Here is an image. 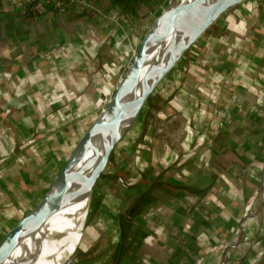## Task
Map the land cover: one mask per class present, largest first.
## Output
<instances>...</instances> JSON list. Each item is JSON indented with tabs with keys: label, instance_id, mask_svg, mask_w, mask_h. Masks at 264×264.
Here are the masks:
<instances>
[{
	"label": "trees",
	"instance_id": "trees-1",
	"mask_svg": "<svg viewBox=\"0 0 264 264\" xmlns=\"http://www.w3.org/2000/svg\"><path fill=\"white\" fill-rule=\"evenodd\" d=\"M96 16L92 14L90 18L92 23L87 36L89 44L80 52L92 59L85 68L76 69L78 72L74 73L81 83L78 91L89 101L96 95L93 93L94 89L100 93V85L105 79V73L100 68L101 61L96 55L97 44L107 40V35L113 36L110 31L114 26L109 21L95 23L93 20ZM239 26L244 28V33L230 31L225 34L211 45L204 55L203 65L192 69L184 78L180 90L187 93L186 99L193 106L189 108L186 106L188 103L175 101L178 103L176 105H185L190 114L191 129L195 131L191 137L197 136L195 143L198 141L205 144L201 149L195 147L189 161L195 166V179H164L166 171L171 170L169 157L174 152L170 148L155 145L148 154L150 174L143 178L146 174L139 173L138 184L133 185L136 188L147 184V189L128 201L125 214L128 222L131 216H135L140 224L145 226L150 223L152 229L159 230L162 226L154 224L158 214L164 209L162 206L152 209L149 207L150 203L156 198L162 203L164 198L178 194H182L177 200L180 201L178 204L186 208H197V211L204 212L208 217L217 216L222 222L239 218L245 193L259 181V175L250 168L249 161L256 153L264 151V142L261 140L264 135V0H260L253 11L239 22ZM129 33L136 38L132 27ZM121 37L118 40L114 38L111 45L117 56L123 59L128 55V49L121 45ZM42 61L44 66L22 75L0 72V168L6 162L7 148L19 138V133H24L25 139L34 138L38 143L41 136L39 133L46 132L43 129L57 131L63 127L67 130L74 125L72 120L74 113H78L75 108L77 101L71 103L73 111L75 108L77 112L63 113L55 90L46 89L51 73L58 69L71 74L73 70L74 56L69 50L68 42L56 45ZM115 62L119 63L118 60ZM103 67L106 71L104 64ZM17 94L20 97L18 101ZM32 109L36 116L44 118L45 123L39 121L30 130L31 123L25 113ZM33 117L35 121L36 118ZM69 134L67 132L64 135L69 136L67 142L72 143L76 135ZM62 146L58 141V151H63ZM50 155L52 150L49 146H30L27 151L10 160L11 171L14 173L15 170L18 175L17 184L11 185V196L14 187L18 185V188L21 186L29 189V181L46 169ZM227 167L230 171L224 175L231 183L229 189L225 179L217 175ZM216 181H220L222 187H218ZM22 197L20 194L19 198ZM4 199V195L0 194V200ZM208 225L210 233L227 237V229L218 230L219 233L212 224ZM127 227L130 228V223ZM219 239L217 235L212 236L213 242H218ZM263 246L264 237L255 243L254 252H264ZM257 247L260 249L255 251ZM210 248L209 244L203 246L195 264L205 262Z\"/></svg>",
	"mask_w": 264,
	"mask_h": 264
},
{
	"label": "crops",
	"instance_id": "crops-1",
	"mask_svg": "<svg viewBox=\"0 0 264 264\" xmlns=\"http://www.w3.org/2000/svg\"><path fill=\"white\" fill-rule=\"evenodd\" d=\"M259 2L260 0H251L244 10H241V12L232 18L231 22L223 29V32H226V28L231 25L232 28L230 27L231 29L229 28L227 32L236 31L244 33V28H240L239 22H241L249 12L253 11L256 4ZM155 5L156 3L154 0H0V72H4L7 75H22L25 72L36 71L38 67L44 66L42 60H44L48 51L64 41L68 42L69 50L74 58L81 56L90 61V57L82 55L80 52L89 44L87 36L89 34L88 30L90 29V23H92V20H90L92 14L97 15L96 19L93 20L95 23H97V21H109L118 26V24L126 22V26H131L133 28L136 38L132 37L135 39L136 44H138L140 37L137 39L139 34L136 27L139 26V23L136 24L134 22L135 18L130 19L129 17H132L131 13L134 11L150 10L151 8L156 9ZM123 40V37H121V45L125 46V43L122 42ZM125 48L127 49V47ZM187 58H191V55H188ZM182 61H184V58L181 59V62ZM74 64H72V66H74ZM76 66H78V68L73 67L71 74H65L63 70L59 71L58 69L51 73L46 89L55 90V88L52 87L55 81H58L64 86L67 85L70 88H74L75 81H78L74 74L75 72L77 74L78 70L75 69H83L81 68L83 67L81 64H77ZM60 76H63L64 79L56 80V78ZM179 82L180 79L176 78L171 84L178 85ZM78 83H80V81H78ZM18 98L20 97H16L17 101L19 100ZM25 115L29 118L31 123L32 128L30 127V130H32L33 126L39 121L45 123L44 118L41 119L38 115L36 116L33 109L31 111L27 110ZM33 116L37 119V121L35 119L36 122L33 120ZM262 125L264 126V120ZM67 132L71 135H77L75 139L82 134L79 132L78 124H74L67 130L62 127L52 133H39L41 134L39 142L32 146L34 148H40L46 145L51 148L52 155H50L49 164L46 169L40 174L35 175V177L29 181V189H25L21 186L18 188V185L14 187L12 196L10 194L11 185L17 184L18 175L15 170L14 173L11 171L10 160L13 158L15 159L17 156L27 151L30 146L25 145L18 147L21 143L20 141H22L25 136L24 133H19V138L12 142L7 148L6 162H4V160V164H2L0 168V194H3L5 197L3 201L0 200V237L14 226L23 215L27 207L47 182L54 167L59 163L63 154L75 141L74 140L72 143L67 142L64 135ZM52 135L53 138H51ZM261 140L264 142V135H262ZM58 141L63 145V151L61 152L58 151L56 147ZM263 156L264 151L258 152L249 161L250 168L259 175V181L253 188L250 187L245 193L241 214L237 220L222 222L217 216L208 217L204 212L197 211V208L191 209L181 206L178 204L180 201L177 200L181 198L182 194H178L175 197H166L162 203L157 198L150 203L149 207L152 209L159 206H162L164 209L158 214L157 222L154 224L162 226L158 228L159 230L152 229L150 223L145 224V226L140 224L135 216H131L128 222L125 219L126 212L122 220L119 215L115 218L110 217L101 228H98V236L101 232L102 236L106 237L103 250L110 251L111 245L115 243L113 248L114 257L111 264H113L119 247L120 255L117 264H195L197 257L202 253L203 246L209 244L211 248L206 254L207 258L205 261H207L210 254L227 242L232 236L231 227L246 216V211H244L245 207L249 206L251 202L255 203L257 200L260 193L259 187L264 163L258 166L256 162L261 161ZM228 167L218 172L217 175L225 179V184L229 189L231 183L228 182L224 175L225 172L228 173L230 171ZM243 173L244 169L242 171V174ZM164 179L176 181L175 179H171V175L166 176V173ZM135 184H138V181L132 184L131 191L132 193L135 192V195L129 197V201L132 198L134 199L140 191L147 189V184H141L136 188L133 187ZM216 185L222 187L220 181H216ZM258 189L259 191L256 193ZM20 194L23 196L22 198H19ZM119 201L121 202L120 209H122V206L124 207V204L125 207L128 204V201ZM254 203H252V208ZM255 217L253 219H256ZM257 221L253 222V224H244L243 226L245 228L242 227L240 231L243 233V237L248 231H251L254 240L236 264H264L263 250L258 254L253 250L255 243L264 237V234L257 239L255 238L256 236H254ZM128 223H130V228L127 227ZM208 223L212 224L219 233L220 231L218 230L227 229L229 231L227 237L223 238L220 234L210 233V231H208L210 228ZM135 227L138 229H135ZM249 227H251L250 230ZM213 235H217V238H220L218 242L212 241ZM241 242L239 240V242L236 241L235 244L238 245ZM259 249L260 247L255 248V251ZM203 264H205V262Z\"/></svg>",
	"mask_w": 264,
	"mask_h": 264
},
{
	"label": "rangeland",
	"instance_id": "rangeland-1",
	"mask_svg": "<svg viewBox=\"0 0 264 264\" xmlns=\"http://www.w3.org/2000/svg\"><path fill=\"white\" fill-rule=\"evenodd\" d=\"M154 1L156 3V9L151 8L150 10L134 11L131 13L132 17H129L130 19L135 18L134 22L136 24L139 23V26L136 27L137 32L140 35L139 37H141V34L147 30L151 20L160 13L168 0ZM250 1L251 0H239L228 9L224 19L221 18L219 20L220 22L218 21L220 26L215 23L204 33L200 34L193 43V46L184 55V61H180L179 65L173 70V73L169 75V80L167 82L170 84L148 101L136 121L128 129L122 140L114 149L107 167L102 174L103 176H101L94 185L86 213L84 235L81 237L77 246L78 248L72 257L70 264H111L114 257L113 248L115 243L111 245L110 251L103 250L106 243V237L102 236L101 232L98 236V228H101L105 221L109 220L110 217L115 218L119 215L120 219H123V215L126 212V207L128 205L125 207L124 204V207L122 206V209H120L121 202L119 200L127 202L129 201V197L135 195V192L132 193L131 187L133 182L135 183L139 180V173L141 175L143 173L146 174L143 178L150 174V169H148L150 168V155L148 154H150L155 145L157 146L158 144L163 148H170L171 151L174 152L171 153L169 157L171 170L166 172V176L171 175V179L175 180L187 179L193 181L192 179H195V166L189 161H191L195 147L201 149L205 144L199 143L198 141L195 143V138L197 136L191 137L195 131L191 129L189 119L190 114L188 113L186 106L190 108L193 105L186 99L187 93L180 90V88L182 83H184V78L188 72H192V69H196L198 66L203 65L202 60L204 59V55L209 51L212 44L218 42L228 33L227 30L229 31L231 25L226 28V32L220 31V27L222 29L225 28V26L231 22L232 18L241 12V10H244ZM107 16L110 17L109 15ZM125 23L126 22H122V24L120 23L118 26L114 25L110 31L113 33V36L107 35V40L97 44L96 55L98 54L101 61L100 68L102 72L105 73V79L100 85V93H97L95 89L93 90V93L96 94L93 97V100L89 101L87 97H82L81 93L78 91V88L81 86L78 81H75L74 88H70L67 85L64 86L58 81H55L52 85V87L55 88V93L61 101L62 105L60 107L62 108L61 110H63V113L77 112L78 110V113H74L72 121L74 124H78V129L81 133L85 132L95 116L107 104L117 86L119 78L122 76L135 50L137 45L136 41L129 33L131 26H126ZM120 36L123 37L124 40L122 42L125 43V46L128 49V55L123 59H121L122 57L119 58L117 56L111 45L114 38H117L116 40H118ZM207 45L209 46L207 47ZM200 51L203 52L200 54ZM190 54L191 58L186 59ZM198 54L200 55L198 56ZM115 60H118L119 63H116ZM74 62V68H78V66H76L77 64H81L83 66L81 68H85L90 61L89 59L85 60L84 57L77 56L74 58ZM103 64L106 66V71ZM189 64L191 65V68L186 67L182 73H179V67L183 68ZM176 78L180 79L179 84L172 85L171 83ZM57 79L62 80L64 77H57L56 80ZM95 84L97 85V83ZM74 100L77 101L75 107L77 110L74 108L73 111L71 103ZM175 101L184 104L188 103V105H190H176L178 103ZM43 131H46V133L54 132L53 130L50 131V129L48 131L46 128L43 129ZM51 138H53V135ZM67 138H69V136L65 137L66 140ZM32 140L35 139L23 138L22 141H20L21 143L19 142L20 144L18 147L25 145L32 146L36 144V140L31 143ZM263 163L264 156L261 161L256 162V165L259 166V164L262 165ZM247 210L248 206L245 207L244 211L247 212ZM241 222L242 219L231 227L232 235L238 233ZM242 235L243 233L241 232L239 240L242 239ZM261 235L262 234L258 233L255 238L257 239ZM213 253L214 252L210 254V257Z\"/></svg>",
	"mask_w": 264,
	"mask_h": 264
},
{
	"label": "water",
	"instance_id": "water-1",
	"mask_svg": "<svg viewBox=\"0 0 264 264\" xmlns=\"http://www.w3.org/2000/svg\"><path fill=\"white\" fill-rule=\"evenodd\" d=\"M238 1H167L140 37L105 107L95 116L85 132L69 146L47 182L15 225L0 237V264H14L18 250L24 246L28 247L27 241L31 240L32 232L41 227L57 209L82 199L87 201V213L94 185L105 171L114 149L136 121L142 109L152 97L170 84L167 82L169 75L173 73L200 34L215 23L219 25V20L224 19L228 9ZM223 29L220 27V31ZM149 59H151L148 62L149 67L145 74H142V68ZM186 67L191 68V65L179 67V73H182ZM80 161L82 165L79 164ZM263 180L264 171H262L260 191L264 185ZM252 203L254 202L249 204L242 221L252 220L256 216L257 210L252 208ZM86 215L81 226V229L84 227L80 231V238L84 235ZM40 239L35 244L34 252L25 258L23 264H32L36 259ZM77 248H74L64 264H70ZM119 255L120 247L113 264H117Z\"/></svg>",
	"mask_w": 264,
	"mask_h": 264
},
{
	"label": "bare ground",
	"instance_id": "bare-ground-1",
	"mask_svg": "<svg viewBox=\"0 0 264 264\" xmlns=\"http://www.w3.org/2000/svg\"><path fill=\"white\" fill-rule=\"evenodd\" d=\"M150 60L151 59H149L142 68V74H145L148 69V62H150ZM79 164L82 165V161H80ZM86 205L87 201L81 199L53 212L41 227L36 228L32 232L33 234L30 235L31 240L27 241L28 247L24 246L21 250H18V255H16L17 257L14 264H23L25 258H28L31 252H34L35 244H37L39 238H41L39 251L32 264H64V261L72 253L74 248L78 246L81 240L80 231L84 227L83 226L81 229L86 214ZM253 208L257 210L256 219L246 222L244 219L239 225L238 233L242 230V227L245 228L243 226L244 224H253V222L257 220L254 236L258 233H264V185ZM250 228L251 227H249V230ZM238 233L232 235L227 242L217 248L213 255L205 261V264H236L254 240L251 231H248L244 237L241 236L242 242L240 240L241 243L236 245V241L239 242L241 232Z\"/></svg>",
	"mask_w": 264,
	"mask_h": 264
},
{
	"label": "built area",
	"instance_id": "built-area-1",
	"mask_svg": "<svg viewBox=\"0 0 264 264\" xmlns=\"http://www.w3.org/2000/svg\"><path fill=\"white\" fill-rule=\"evenodd\" d=\"M70 1H72V0H70Z\"/></svg>",
	"mask_w": 264,
	"mask_h": 264
}]
</instances>
